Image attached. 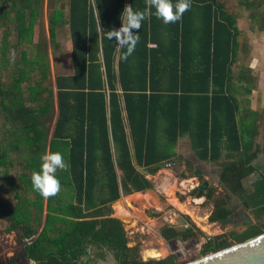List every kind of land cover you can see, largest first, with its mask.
Wrapping results in <instances>:
<instances>
[{"label":"trees","instance_id":"obj_1","mask_svg":"<svg viewBox=\"0 0 264 264\" xmlns=\"http://www.w3.org/2000/svg\"><path fill=\"white\" fill-rule=\"evenodd\" d=\"M31 1L0 0V223L35 237L24 247L28 260L94 264L95 249L101 259L112 253L118 264H176L172 258L143 260L138 246H129L123 222L112 216V204L151 190L147 176L168 164L184 163L202 179V170L175 152L184 136L200 160L221 167L226 194L214 201L210 222L226 225L232 218L230 194L264 215V167L254 165L264 152L256 142L258 114L247 112L245 123L241 100L255 78L239 56L238 26L247 10L251 28L264 31V0H190L182 19L167 25L151 15L133 30L139 42L127 60L121 58L126 49L118 50L106 33L121 27L125 6L143 11L147 0H58L67 1V10L63 5L51 16L50 39L56 44L57 29L69 28L73 74L56 78L58 117L48 150L63 153L69 166L57 172L62 187L47 197L46 221L36 235L42 200L31 176L47 153L41 117L51 102L42 100L32 76L36 64L24 15ZM258 169L250 190L243 181ZM214 194L198 187L191 195L208 202ZM262 233L250 225L233 237L240 243ZM195 235L193 228L162 231L166 240ZM230 246L208 238L203 254Z\"/></svg>","mask_w":264,"mask_h":264},{"label":"rangeland","instance_id":"obj_2","mask_svg":"<svg viewBox=\"0 0 264 264\" xmlns=\"http://www.w3.org/2000/svg\"><path fill=\"white\" fill-rule=\"evenodd\" d=\"M62 3L65 5L63 8L67 10V1ZM63 5L58 0H32L30 7L24 11L25 24L31 28L29 36L33 43L30 57L36 64L32 76L39 83L36 84L42 100L51 102L50 109L41 117L43 119L41 130L47 138V153H49L48 149L58 117L56 78L73 74L69 28L63 26L57 29L56 44L50 39L51 16ZM250 15L251 12L247 19L252 25ZM1 63L3 64V60L0 56ZM27 86L29 83L25 84V87ZM241 100L242 108L245 110V123H247L249 119L246 113L253 112V110L247 106L246 95L241 94ZM255 112L258 114L259 131L256 142H259L264 130V110L257 109ZM259 156L261 158L256 162L259 165L264 164V152H261ZM201 167L202 179L192 177L184 163L180 166L163 168L156 175L148 176L154 187L142 193L145 195L134 193L112 204V216L123 222L130 241L129 246H138L139 255L143 260L172 258L176 264L193 262L205 256L203 248L208 238L219 237V241L226 240L231 242L232 246L238 244L239 242L234 240L233 236L249 228L247 221H250L252 226H260L264 233V218L256 220L249 212L239 213L242 211L241 203L232 196L228 200V206L234 209L235 215L233 214L228 223L221 225L209 221L214 201L225 198L226 190L219 182L221 172L219 163L204 162ZM254 177L257 178L255 174L249 176L247 182L244 183L245 186L248 187ZM204 183L208 185L204 192L209 188L215 191L214 197L208 202L205 197L196 198L191 195L193 190L200 188ZM31 193L34 194L33 191ZM182 197L185 199L181 200ZM39 198L42 200L41 210L36 211L37 221L33 223L36 235L42 231L47 216V198L41 195ZM118 203L121 204L122 213L118 211ZM166 226L178 232L193 228L196 235L188 240L173 239L176 240L174 243L173 240H166L162 236V231ZM34 239L35 237H23L22 233L17 230L9 231L5 224L0 223V264H36L24 255V247L32 243ZM97 252L95 249L92 251L94 264H118L112 253L107 252L105 258L101 259L97 256ZM155 252L161 253L162 256H152Z\"/></svg>","mask_w":264,"mask_h":264},{"label":"clouds","instance_id":"obj_3","mask_svg":"<svg viewBox=\"0 0 264 264\" xmlns=\"http://www.w3.org/2000/svg\"><path fill=\"white\" fill-rule=\"evenodd\" d=\"M191 7L190 0H147L146 8L134 10L131 5L125 6L121 14V27L119 29L109 30L106 38L112 40L114 37L119 49H126L122 55V59L127 60L135 51L139 42V34L133 30L141 29L142 22L155 15L157 19L163 21L164 24L176 23L182 19L183 14ZM155 9L154 12L151 10ZM98 31L102 28L97 17ZM68 163L63 153L56 151L46 153L41 157V165L39 171H33L31 176V184L39 195L42 197L55 196L61 190V181L57 176L58 170H66Z\"/></svg>","mask_w":264,"mask_h":264},{"label":"crops","instance_id":"obj_4","mask_svg":"<svg viewBox=\"0 0 264 264\" xmlns=\"http://www.w3.org/2000/svg\"><path fill=\"white\" fill-rule=\"evenodd\" d=\"M248 15L249 11L245 10L244 16L238 21L239 29L242 31V35L239 37V56L243 61L245 68L249 69L252 76L255 78L253 88L246 96L248 100L247 106L255 112L257 109L264 110V31H254L251 28V24H249V19H247ZM237 86L242 87L238 83ZM239 90L241 89L239 88ZM257 143L264 146V130L262 131L261 141ZM175 152L177 155L190 160L195 168L198 164L203 162L195 155L191 140L188 136L179 139L175 147ZM260 158L261 156H259L256 161ZM256 165H259V163L256 162ZM196 169L202 170L198 167ZM148 176L147 178L151 180ZM127 196L122 195V198Z\"/></svg>","mask_w":264,"mask_h":264},{"label":"water","instance_id":"obj_5","mask_svg":"<svg viewBox=\"0 0 264 264\" xmlns=\"http://www.w3.org/2000/svg\"><path fill=\"white\" fill-rule=\"evenodd\" d=\"M203 163L198 164L199 168H202L201 165ZM255 164L256 160L254 161ZM256 179L254 177L252 182ZM247 180L245 179L243 183L247 182ZM219 182L221 183L220 177ZM207 187V183H204L200 188L204 190ZM172 242L175 243L176 240ZM187 264H264V233L220 251L205 255Z\"/></svg>","mask_w":264,"mask_h":264},{"label":"flooded vegetation","instance_id":"obj_6","mask_svg":"<svg viewBox=\"0 0 264 264\" xmlns=\"http://www.w3.org/2000/svg\"><path fill=\"white\" fill-rule=\"evenodd\" d=\"M259 166H263L264 167V164H261V165H259ZM262 172V170H260V169H258L256 172H255V175L257 176V177H259V175H260V173ZM257 180H255V181H253V182H250V184L248 185V188L250 189V190H253V184L256 182ZM244 184V183H243ZM244 186H245V184H244ZM232 197H234V198H236V199H238L239 200V202L241 203V209H242V211L241 212H239V213H243V211H245V212H249L250 214H252V216L256 219V220H259L260 218H264V215H262V216H260V217H257V215L254 213L255 211H254V209L253 208H247V209H245V208H243L242 207V202H241V200L239 199V197L237 196V195H233V194H230ZM236 213V212H235ZM235 215V214H234ZM250 221H247L246 222V224L247 225H249L250 226Z\"/></svg>","mask_w":264,"mask_h":264},{"label":"bare ground","instance_id":"obj_7","mask_svg":"<svg viewBox=\"0 0 264 264\" xmlns=\"http://www.w3.org/2000/svg\"><path fill=\"white\" fill-rule=\"evenodd\" d=\"M136 195H145V194H142V193H137ZM117 208H118V211L120 212V213H122L123 212V210H122V207H121V204L120 203H118L117 204ZM203 227V226H202ZM152 256H154V257H158V256H162V254L161 253H159V252H155V253H152Z\"/></svg>","mask_w":264,"mask_h":264},{"label":"built area","instance_id":"obj_8","mask_svg":"<svg viewBox=\"0 0 264 264\" xmlns=\"http://www.w3.org/2000/svg\"><path fill=\"white\" fill-rule=\"evenodd\" d=\"M167 167H168V168H171L172 165H171V164H168ZM167 221H168L169 223H172L170 220H167Z\"/></svg>","mask_w":264,"mask_h":264}]
</instances>
